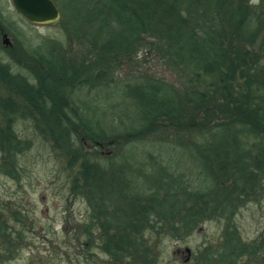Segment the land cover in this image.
<instances>
[{
  "label": "trees",
  "instance_id": "16d2710c",
  "mask_svg": "<svg viewBox=\"0 0 264 264\" xmlns=\"http://www.w3.org/2000/svg\"><path fill=\"white\" fill-rule=\"evenodd\" d=\"M52 2L65 42L20 50L39 70L34 82L0 59V174L16 176L15 156L30 143L12 124L29 119L70 170L78 166L69 197L89 210L69 238L78 254L93 257L99 247L114 264H158L165 239L183 242L215 221L223 224L219 241L194 254L187 248L185 263L264 264V237L247 242L235 224L242 207L264 197L263 0ZM7 27L0 14L1 36ZM5 49L15 54L12 45ZM149 56L170 82L141 70L140 59ZM84 87L118 98L113 110L126 104L131 122L117 138L105 125L110 108L77 96ZM167 134L179 157L191 159L193 183L161 157L144 171L133 164L132 147L119 165L109 160L119 140L131 146ZM25 217L0 214V257L21 248L23 237L10 223Z\"/></svg>",
  "mask_w": 264,
  "mask_h": 264
},
{
  "label": "rangeland",
  "instance_id": "374dc122",
  "mask_svg": "<svg viewBox=\"0 0 264 264\" xmlns=\"http://www.w3.org/2000/svg\"><path fill=\"white\" fill-rule=\"evenodd\" d=\"M258 2L259 0H252L253 4ZM0 14L8 24L4 31L15 53L5 49L0 35V59L9 65L11 72L25 75L34 82L32 78L38 76L39 70L27 55L20 54V50L34 49L39 45L50 49L49 40L65 42L63 33L58 28L57 21L48 24L27 22L14 10L11 0H0ZM71 56H74V59L79 58L78 50H74ZM140 67L141 70H147L155 77L170 82L167 74L162 71L159 64L152 61L151 56L146 61L140 59ZM131 70L124 69L120 72L129 74ZM107 92L109 91H90L84 87L76 94L82 102L92 105L103 104L110 108L105 125L113 127L114 132L111 136L117 138L131 121L126 114V104L121 103V106L112 109V105L119 99L105 98ZM1 93L3 90L0 85ZM96 96L97 100L94 99ZM12 128L17 137L28 141L30 146L15 156L16 176L12 178L0 174V214L8 216L12 211L17 210L23 212L26 217L20 223L11 221L13 231L23 237L22 246L12 257L10 254H3L0 257V264H114L107 255L100 252L99 247L91 251L93 257L78 254L73 248L76 241L69 239L78 236L75 231L80 228L89 213L84 200L69 197V181L70 178L76 177L78 166L70 170L67 167V160L54 151L51 143L42 139L33 121L18 117L13 122ZM169 135L167 134L163 141L150 138L146 143H135L131 146H124L125 143L119 140V146L110 149L109 160L119 165L132 147V153L136 158L133 164L145 165L144 171L150 166L155 167L161 157L176 168L178 173L192 175L190 179L193 183L195 174L192 161L189 156L186 159L184 157L186 155L179 157L181 152L177 145L172 143L173 141H169L173 138V135ZM173 146L177 148L176 153L172 152ZM147 153L150 154V159ZM104 156H107V151H103L102 158L98 159L103 167L109 162ZM235 224L247 242L264 237V197L259 203H249L242 207L235 216ZM222 231V223L211 221L200 225L183 242L177 243L165 239L158 247V264H188L185 263L187 260L185 248H189L191 254H194L196 249L205 243L214 245L219 241ZM80 240L84 241L81 238ZM178 249L180 252L176 253ZM133 264L139 262L134 261Z\"/></svg>",
  "mask_w": 264,
  "mask_h": 264
},
{
  "label": "water",
  "instance_id": "95a60500",
  "mask_svg": "<svg viewBox=\"0 0 264 264\" xmlns=\"http://www.w3.org/2000/svg\"><path fill=\"white\" fill-rule=\"evenodd\" d=\"M14 10L27 22L48 24L58 20L59 12L52 0H11ZM2 44L11 46L6 34H2ZM187 253L189 250L187 249Z\"/></svg>",
  "mask_w": 264,
  "mask_h": 264
},
{
  "label": "flooded vegetation",
  "instance_id": "af4514ba",
  "mask_svg": "<svg viewBox=\"0 0 264 264\" xmlns=\"http://www.w3.org/2000/svg\"><path fill=\"white\" fill-rule=\"evenodd\" d=\"M184 251H185V253L187 254L186 256L188 257L189 254L187 253V248H185ZM179 252H180V249H178V250L176 251V253H179Z\"/></svg>",
  "mask_w": 264,
  "mask_h": 264
}]
</instances>
